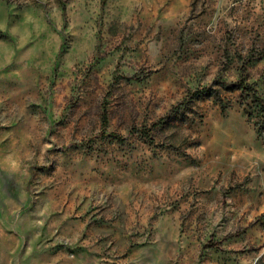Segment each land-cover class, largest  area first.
<instances>
[{"label":"rangeland","instance_id":"obj_1","mask_svg":"<svg viewBox=\"0 0 264 264\" xmlns=\"http://www.w3.org/2000/svg\"><path fill=\"white\" fill-rule=\"evenodd\" d=\"M0 264H264V0H0Z\"/></svg>","mask_w":264,"mask_h":264}]
</instances>
